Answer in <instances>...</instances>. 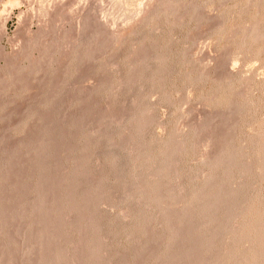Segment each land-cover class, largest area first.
I'll return each instance as SVG.
<instances>
[{
	"label": "rangeland",
	"instance_id": "obj_1",
	"mask_svg": "<svg viewBox=\"0 0 264 264\" xmlns=\"http://www.w3.org/2000/svg\"><path fill=\"white\" fill-rule=\"evenodd\" d=\"M19 1L0 0V264H39V258L66 248L70 261L72 249L82 244L99 247L98 264H164L166 249L173 246L171 229L157 205L141 199V191L158 179L169 186L177 215L186 211L189 218L191 235L187 232L188 242L174 244L170 250L175 255L196 242V256L191 253L186 260L195 257L191 264H227L237 248L241 255L257 251L258 238L237 246L232 231L238 232L257 196L263 201L255 210L264 206V0ZM247 28L263 35L261 40L245 36ZM140 122L144 129L131 138ZM174 138H185L181 154L170 163L156 160L161 151L177 150ZM226 146L235 166L210 167ZM80 158L91 177L81 174L75 181L72 203L79 212L67 214V225L52 220L64 205V189L51 192L55 205H46V212L32 210L50 195L51 188L42 184L51 187L56 172L68 176ZM42 171H51L44 181ZM226 173L233 174L230 181ZM88 187L97 189L83 208ZM234 192L237 196L230 197ZM198 193L202 202L185 207ZM218 193L228 197L216 203ZM50 205L52 224L47 221ZM229 205L237 206L236 219L224 225ZM18 210L25 211L19 218ZM40 212L47 213L46 221ZM84 214L96 228L86 239L78 232L85 226ZM140 215L150 216L151 223L144 225L142 219V225ZM256 216L249 215L250 224ZM53 227L64 235L41 249L39 232L47 228L51 235ZM141 245L149 250L159 246V257L150 258L153 249ZM237 259L228 264H239Z\"/></svg>",
	"mask_w": 264,
	"mask_h": 264
},
{
	"label": "bare ground",
	"instance_id": "obj_2",
	"mask_svg": "<svg viewBox=\"0 0 264 264\" xmlns=\"http://www.w3.org/2000/svg\"><path fill=\"white\" fill-rule=\"evenodd\" d=\"M10 1H12V0H10ZM14 1V0H13ZM17 0H15V2H16ZM19 1V0H18ZM77 1V0H76ZM119 1V0H118ZM127 1V0H126ZM129 1V0H128ZM259 1H261V0H259ZM14 2V3H15ZM20 2V1H19ZM121 1H119V3H120ZM124 2V1H123ZM135 2V1H134ZM137 2V1H136ZM248 2V1H247ZM262 2V1H261ZM261 2H258V3H261ZM8 3H9V1H8ZM10 3H13V2H10ZM14 3H13V5H14ZM126 3V2H125ZM251 3V2H250ZM16 5L17 4H19L18 2L17 3H15ZM238 4V3H237ZM261 4H263V2L261 3ZM12 5V6H13ZM123 5V4H122ZM130 4H128V6H129ZM131 5H133V4H131ZM248 5H249V2H248ZM125 6V5H124ZM240 6V5H239ZM238 6V7H239ZM241 6H243V5H241ZM250 6V5H249ZM258 6V5H257ZM127 7V6H126ZM125 7V8H126ZM135 8V7H134ZM249 8V7H248ZM247 8V9H248ZM136 9V8H135ZM262 9V8H261ZM141 10V9H140ZM254 11V10H253ZM45 12V11H44ZM141 12V11H140ZM129 13V12H128ZM223 13H225L224 11H223ZM239 13V12H238ZM258 13V12H257ZM132 14V13H131ZM126 15V14H125ZM130 15V14H129ZM135 15H137L136 13H135ZM139 15V14H138ZM237 16H238V14H237ZM263 16V15H262ZM133 17V16H132ZM223 20V19H222ZM221 20V21H222ZM256 20V19H255ZM130 21V20H129ZM219 26V25H218ZM251 26V25H250ZM254 26L256 27V25H255V23H254ZM254 26H253V28H254ZM260 26V25H259ZM244 28H245V26H243ZM257 27H258V25H257ZM254 28V29H257V30H260V29H258V28ZM252 28V29H253ZM222 29V28H221ZM221 29H219V30H221ZM238 29H239V27H238ZM248 29V28H247ZM249 30L250 32H247V34L245 35V36H247V37H253V38H255V40L257 39H260L261 40V38H260V36L261 35H258L259 34V32H257V30L255 31V30ZM245 30V29H244ZM222 31V30H221ZM232 31V30H231ZM220 33V32H219ZM238 33V32H237ZM241 33V32H240ZM227 34V33H226ZM243 34V33H242ZM117 36V35H116ZM225 36V35H224ZM231 36V35H230ZM227 37V36H226ZM261 37H263V35L261 36ZM38 38V37H37ZM228 38V37H227ZM250 39V38H249ZM252 39V38H251ZM264 39V38H263ZM254 40V39H253ZM37 42V41H36ZM116 42V41H115ZM30 43V42H29ZM34 43V42H33ZM56 43V42H55ZM258 43V42H257ZM40 44V43H39ZM52 44V43H51ZM57 44V43H56ZM59 44V43H58ZM62 44V43H61ZM38 45V44H37ZM60 45V44H59ZM51 46V45H50ZM52 46H54L53 44H52ZM51 46V47H52ZM92 47V46H91ZM50 49V48H49ZM55 49V48H54ZM56 49H58V48H56ZM52 50V49H51ZM33 51V50H32ZM24 52V51H23ZM47 52V51H46ZM20 53V52H19ZM26 53V52H25ZM88 53V52H87ZM30 54V53H29ZM47 55V54H46ZM78 55V54H77ZM69 56V55H68ZM80 56V55H79ZM79 60V59H78ZM223 60V59H222ZM160 62V61H159ZM163 62V60H161V63ZM228 64V63H227ZM223 66V65H222ZM221 66V67H222ZM228 68V67H227ZM228 73V72H227ZM231 73V72H230ZM205 76V75H204ZM206 77V76H205ZM227 77V76H226ZM206 78H208V77H206ZM222 79V78H221ZM231 79V78H230ZM227 80V79H226ZM228 81V80H227ZM4 83V82H3ZM221 83V82H220ZM231 83V82H230ZM215 98V97H214ZM211 102H213V101H211ZM108 113V112H107ZM105 115V114H104ZM108 115V114H107ZM106 115V116H107ZM105 116V117H106ZM109 116V115H108ZM135 116V115H134ZM141 117L143 116V114H141L140 115ZM139 117V116H138ZM138 117H136V120L138 119ZM210 117V116H209ZM214 117V116H213ZM216 118V117H215ZM221 118V117H220ZM133 119H135L134 117H133ZM218 119V118H217ZM139 120V119H138ZM215 120V119H214ZM213 120V121H214ZM115 121V120H114ZM113 121V122H114ZM208 121V120H207ZM211 121V120H210ZM82 122V121H81ZM116 122V121H115ZM142 122V121H141ZM140 122V123H141ZM220 122V121H219ZM79 123V122H78ZM204 123V122H203ZM213 123V122H212ZM217 123V122H216ZM215 123V124H216ZM223 123V122H222ZM221 123V124H222ZM99 124H101V122L99 123ZM142 124V123H141ZM140 124V127L137 129V131L134 133V132H132V133H134L132 136H131V138H133V137H137L140 133H141V131H142V129H144V124H142L141 125ZM205 124V123H204ZM203 124V125H204ZM210 124V123H209ZM200 125V124H199ZM214 125V124H213ZM212 125V126H213ZM206 127V126H205ZM208 127V126H207ZM202 128H204V127H202ZM211 128V127H210ZM220 128V127H219ZM203 130V129H202ZM204 130H205V128H204ZM216 130H217V128H216ZM197 131V130H196ZM219 131V130H218ZM94 133V132H93ZM194 133V132H193ZM201 133V132H200ZM95 134V133H94ZM195 134H196V132H195ZM214 134V133H213ZM198 135V134H197ZM219 135V134H218ZM91 136V135H90ZM89 136V137H90ZM129 136V135H128ZM192 136V135H191ZM196 136V135H195ZM194 136V137H195ZM209 136V135H208ZM207 136V137H208ZM125 137H127V136H125ZM124 137V138H125ZM130 137V136H129ZM191 139V138H190ZM198 139V138H197ZM203 139V138H202ZM205 139V138H204ZM209 139V138H208ZM213 139V138H212ZM221 139V138H220ZM85 140V139H84ZM125 140V139H124ZM184 140H185V138H184ZM184 140H176L175 138L173 139V142L177 145V150L176 151H173V152H168L167 154L166 153H164V151H161V152H159L158 154H156L157 156H156V160H158V159H160V161H162V162H164V163H170L171 161H172V159H173V157L176 155V154H181V152H182V148H183V143H184ZM186 140H187V138H186ZM189 140V139H188ZM223 140H224V138H223ZM177 141V142H176ZM193 141V140H192ZM210 141V140H209ZM212 141V140H211ZM217 141V140H216ZM199 142V141H198ZM217 142H219V141H217ZM39 143V142H38ZM37 143V144H38ZM169 143H171V142H169ZM168 143V141H167V143H165L164 145H168L169 144ZM206 144V143H205ZM221 144H222V142H221ZM41 145H43L44 146V144H41ZM214 145V144H213ZM216 145V144H215ZM221 147H222V145H220ZM38 147H40V145L38 146ZM38 147H36L35 149H37ZM71 147V146H70ZM68 148V149H71V148ZM220 147V148H221ZM224 147V146H223ZM44 148V147H43ZM209 148H210V146H209ZM212 148H213V146H212ZM218 148V147H217ZM41 149V148H40ZM43 150V149H42ZM78 151V150H77ZM82 151H83V149H82ZM230 149H229V147L228 146H226V148L225 149H223V150H221V152H220V154L218 155L219 157H217L216 159H214L213 161H209V162H211L210 163V167L212 166V167H221V166H227V165H232V166H235V162H236V160L234 159V155H232V154H230ZM215 152H217V149H216V151ZM75 153V152H74ZM80 153H82V152H80ZM83 153H85V152H83ZM219 153V152H218ZM79 155V154H78ZM81 155V154H80ZM83 155V154H82ZM208 155V154H207ZM22 156V155H21ZM63 156V155H62ZM62 156H60V157H62ZM65 156V155H64ZM154 156H155V154H154ZM12 157V156H11ZM16 157V156H15ZM54 158L56 157V156H53ZM58 157H59V155H58ZM67 157V156H66ZM216 156H214V158H215ZM19 159H20V157H18ZM42 158V157H41ZM40 158V159H41ZM78 158V157H77ZM23 159H24V157H23ZM43 159V158H42ZM56 159L58 160V158L56 157ZM60 159V158H59ZM153 159V158H152ZM10 160V159H9ZM46 160V159H45ZM55 160V159H54ZM62 160H64V159H62ZM210 160H212L211 158H210ZM13 160H11V162H12ZM18 161V160H17ZM39 161V160H38ZM56 161V160H55ZM58 161H60V160H58ZM66 161V160H65ZM154 161V160H153ZM20 162H22V161H20ZM19 162V163H20ZM24 162V161H23ZM48 162V161H47ZM51 162V161H50ZM76 162V161H75ZM208 162V161H207ZM13 163V162H12ZM41 163V162H40ZM44 163H46V161L44 162ZM63 163V162H62ZM15 164H18V163H15ZM43 164V163H42ZM83 164H84V159H82V158H80V161H77L76 162V164H75V167H74V170L73 171H71V173L68 175V176H66V174H67V172H66V174H65V172H61L60 171V173L59 172H56L57 170H55V175H56V178H55V180H52V181H54L52 184H49V186L51 185V187H48V184H42V186H45V185H47V190L49 191V188H51L50 190L51 191H47V194L49 193L50 195H48L49 196V198L50 197H52V193L51 192H55V193H57V192H60L61 193V191L64 189V191L66 192L65 194V202H63V206L62 205H60L61 207L60 208H58L59 209V211H58V209L56 208V212H55V210L53 211V212H55L56 213V216L54 217V216H52V217H54V218H52V220L53 221H56L55 223H59L60 225L61 224H63L64 223V220L66 219V217H67V214L69 215V213L71 212H79V210L81 209L79 206H75V205H73V200L75 199L74 197H75V195H77L76 194V190L78 189V187H76L75 188V186L77 185H75V181L76 180H78V178L77 177H79V175L81 176V174L84 176V175H86V177H91L90 175V172H88V174H87V172H83V170H82V167H83ZM37 165H39V164H37ZM66 165V164H65ZM41 166V165H40ZM13 167V166H12ZM20 167V166H19ZM60 167V166H59ZM64 167V166H63ZM62 168V167H61ZM69 168V167H68ZM19 170V169H18ZM25 170V169H24ZM54 170V169H53ZM52 170V171H53ZM62 170V169H61ZM65 170V169H64ZM10 171V170H9ZM21 171V170H20ZM23 171V170H22ZM37 171V170H36ZM48 171V170H47ZM47 171H46V173H47ZM67 171V170H66ZM26 172V171H25ZM13 173V172H12ZM11 173V174H12ZM44 172L42 171V176L44 175L45 177L48 175V174H50L51 173V171H50V173L48 172L47 173V175H45V174H43ZM161 171H159V172H157L156 174V177H159L160 175H161ZM21 174V173H20ZM53 174V173H52ZM51 174V175H52ZM224 174V173H223ZM246 174V173H245ZM248 174V173H247ZM13 175V174H12ZM39 175H41V173L39 174ZM38 175V176H39ZM235 175V174H234ZM262 176H264V173H262L261 174ZM44 176H43V181H44ZM236 176V175H235ZM241 176V175H240ZM245 176V175H244ZM7 177V176H6ZM24 177V176H23ZM49 177V176H48ZM231 177H233V174L232 173H226L225 174V181L227 180V181H230V178ZM47 178V177H46ZM51 178V177H50ZM54 178V177H53ZM48 179V178H47ZM40 180H42V178H40ZM50 180V179H49ZM12 181V180H11ZM18 181V180H17ZM23 181H24V179H23ZM43 181H41V182H43ZM45 181H46V179H45ZM48 181V180H47ZM17 183V182H16ZM46 183H48V182H46ZM227 183V182H226ZM18 184V183H17ZM21 184V183H20ZM19 186V185H18ZM20 186H23V185H20ZM42 186H41V189H42ZM14 187V186H13ZM24 187V186H23ZM17 188H20V187H17ZM38 188H40V186L38 187ZM88 188H90V191H86L85 190V192H83V203H84V205H83V208H84V206H86V204H87V202L88 201H90L89 200V198L91 197V195H93V193L96 191V189L97 188H95V187H92V189H91V187H88ZM148 187H146V189H147ZM41 189H40V191H41ZM44 189H46V188H44ZM142 190L141 191V199H142V201L145 203V204H155V205H157L156 207L157 208H159L158 210H160V212L162 213V215H163V218H164V221H165V224L168 226V227H170L169 229H171V237H170V239H169V244L170 245H173L174 246V244H176V243H183L184 241L183 240H186V238L188 239V231H189V228H187V226H188V217L186 216V211H184V208L185 207H187L188 206V204H191V206H192V202H194V204H198V203H201L202 202V193H198V195H194V200H192L191 201V203H190V201H188V203H186V205H185V207L184 208H182L183 209V211H184V214L185 215H183V216H180V215H177L178 214V212H177V204H176V201L174 200V199H172L168 194L170 193V188H169V186H165L163 183H161L160 181H159V179L157 180V181H154L151 185H149V188H148V190ZM17 190V189H16ZM20 190V189H19ZM24 190V189H23ZM14 191H15V189H14ZM18 191V190H17ZM38 190H36L35 192H37ZM94 191V192H93ZM238 191V190H237ZM45 192V191H44ZM78 192V191H77ZM32 193H33V191H32ZM42 193V192H41ZM41 193H39L38 192V196H40V194ZM35 194H37V193H35ZM54 194V193H53ZM59 194V193H58ZM202 194V195H201ZM225 194V193H224ZM224 194H222V193H218L215 197H214V201L216 202V203H220V201H222V200H225L227 197H228V195L226 196V195H224ZM236 194H238V192L236 193V192H234V194H232L230 197H235V195ZM44 195V194H43ZM43 195H41V197H43ZM55 195V194H54ZM64 195V194H63ZM62 195V196H63ZM229 195H230V193H229ZM48 196L45 194L44 195V197L38 202V203H36V205H34V209L31 207V209L32 210H34V211H41L42 210V212H46V211H43V209H45V207H46V205L48 206V204H51L52 206H54L55 204L53 203H51L52 201H51V199L52 198H50V200H49V198H48ZM163 196H166L167 198H171V199H169L167 202H165L164 200H163ZM237 196V195H236ZM263 196V195H262ZM31 198V197H30ZM37 198V197H36ZM260 197H256L255 199H254V201L253 202H251L250 203V205H248V207H247V209L244 211V213H243V216H242V225L240 226V228L238 229V232H234V231H232V233H233V236H234V240H235V245H237L238 246V244H241L242 243V241L244 240H249V239H251V238H254V237H256V239L258 240V243L257 242H254L255 240H252L254 243H257L258 245H259V248L257 249V251L255 250L252 254H247V255H241V253L238 251V248L237 249H235V251L233 252L232 251V253L229 255V256H227L228 258L226 259L227 261H228V263L232 260H235L236 258H239V259H241V260H239V259H237V260H239L240 261V263L239 264H264V206H263V208L262 209H257V210H255V208H254V205H256L257 204V202H259V199ZM231 199V198H230ZM262 199V198H261ZM191 200V199H190ZM27 201V200H26ZM36 201H37V199H36ZM47 201L49 202V203H47ZM51 201V202H50ZM261 201H263V200H261ZM260 201V202H261ZM61 202V201H60ZM59 202V203H60ZM185 202V201H184ZM260 202H259V204H260ZM24 203V202H23ZM32 203V202H31ZM47 203V204H46ZM71 204V205H70ZM264 204V203H263ZM50 205V206H51ZM59 205H57L58 207H59ZM76 205H78V204H76ZM82 205V204H81ZM89 202H88V206L87 207H89ZM150 205V206H151ZM199 205V204H198ZM198 205H196V206H198ZM258 205V204H257ZM256 205V206H257ZM262 204H260V205H258V207L260 206V207H262L261 206ZM49 206V208H46V209H49V212H48V218L51 216L50 214H53V213H50V211L51 210H53L52 208V206L50 207ZM57 206H55V207H57ZM195 206V205H194ZM98 207H99V205L97 204V205H95V207L93 208V213L94 212H96L97 210H98ZM143 207H146V205L145 206H143ZM152 207V206H151ZM155 207V208H156ZM190 207V206H189ZM193 207V206H192ZM259 207V208H260ZM30 208V207H29ZM86 208V207H85ZM180 208V207H179ZM257 208V207H256ZM24 209H25V207H24ZM88 209V208H87ZM188 209V208H187ZM196 209V208H195ZM7 210H9V209H7ZM11 210V209H10ZM27 210H29V209H26L25 211L26 212H28ZM65 210V211H64ZM85 210V209H84ZM145 210H147V209H145ZM235 210H237V206L236 205H229V207H228V211H227V216H225V219H224V222H225V224L224 225H228V224H231L235 219H236V214H237V211H235ZM4 211H6V210H4ZM19 211V210H18ZM25 211L24 210H21V211H19V212H17V214H16V216L18 215V213H19V215H23L24 213H25ZM33 211V212H34ZM83 211V210H82ZM81 211V212H82ZM87 211V210H86ZM188 211V210H187ZM6 212H8V211H6ZM5 212V213H6ZM11 212H12V210H11ZM31 212V211H30ZM36 212V213H37ZM42 212H40V215H41V213ZM144 212H146V211H144ZM142 213V215L143 214H145V213ZM159 212V211H158ZM13 213V212H12ZM12 213H10V215L12 214ZM160 213V214H161ZM252 213H254V215L256 214V215H258V217L256 218L257 220L254 222L253 221V223H252V221H251V223L252 224H250L249 223V221H248V219H250V217H249V215H251ZM4 214V213H3ZM8 214H9V212H8ZM8 214H4V215H8ZM35 214V213H34ZM38 214H39V212H38ZM37 214V215H38ZM43 214V213H42ZM203 214V213H202ZM2 215V214H1ZM0 215V216H1ZM39 215V216H40ZM44 215H47V213H45ZM43 215V216H44ZM85 215V214H84ZM142 215H140V217H139V221L140 220H144V222H143V220L141 221V223L143 222V223H145L144 225H146V223H149L150 221L148 220V217H150V216H148L147 215V217H145V218H147V219H145ZM157 215V214H156ZM182 215V214H181ZM3 216V215H2ZM1 216V217H2ZM42 216V215H41ZM40 216V217H41ZM43 216H42V219H43ZM86 216V215H85ZM1 217H0V220H1ZM5 217V216H4ZM7 217V216H6ZM5 217V218H6ZM18 218H19V216H17ZM21 217V216H20ZM24 217V216H23ZM36 217V216H35ZM40 217H37L38 219L40 218ZM45 218V217H44ZM48 218H47V221L48 222H50L51 224L52 223H54V222H51V217L49 218V220H48ZM151 218H153V217H151ZM150 218V220L152 221L153 219H151ZM41 219V218H40ZM41 219V220H42ZM255 219V218H254ZM32 220V219H31ZM44 221H46V219H43ZM40 220H38V223H43V226H44V222H42V221H40ZM84 221H85V226H83L82 224V226H80L79 227V230H78V232H79V234H81V236L83 237V238H87V236H88V234H91V233H89V231H92L93 229V231H95V226H94V221L92 220V218L91 217H89L88 216V218H87V216H86V219H84ZM30 222V221H29ZM68 222V221H67ZM82 222H83V219H82ZM35 223V222H34ZM33 223V224H34ZM36 223H37V219H36ZM50 223H48L49 225H50ZM143 223H142V225H143ZM151 223V222H150ZM33 224H31V225H33ZM65 225H67L66 223H64ZM241 224V223H240ZM40 225V224H39ZM42 225V224H41ZM45 225H46V222H45ZM156 225V224H155ZM35 226V225H34ZM42 226V229H44V227ZM48 226V225H47ZM57 226V225H56ZM148 226V225H147ZM147 226H145L144 228H146ZM46 227V226H45ZM61 227V226H60ZM140 227H142V226H140ZM36 228V227H35ZM48 228V227H47ZM46 228V229H47ZM54 228V227H53ZM58 228L59 227H57V230H58ZM150 228V227H149ZM45 229V230H46ZM55 229V228H54ZM54 229H51V231L53 230L54 231ZM69 229V228H68ZM148 229V228H147ZM222 229V227L220 226L219 227V230H221ZM39 230H41V228L39 229ZM38 230V231H39ZM45 230H42V232H39V233H42V235H40L41 236V238H40V241H38V245L41 247V249H46L47 247H51V245H52V242L54 241V239L56 240L57 238L59 239V238H61L62 237V235H64L63 234V231H62V228L61 229H59L58 231L56 230V232H52V234L50 235V233H48L47 231H48V229H47V231H45ZM188 230V231H187ZM50 231V232H51ZM65 232V231H64ZM146 232H147V230H146ZM152 232V231H151ZM188 232V233H187ZM145 233V232H144ZM143 233V234H144ZM198 233V232H197ZM65 234H66V232H65ZM147 234V233H146ZM148 234H149V232H148ZM148 234H147V236H148ZM152 234V233H151ZM190 234V233H189ZM193 234H195L194 232H193ZM199 234V233H198ZM198 234H196V235H198ZM154 235V234H153ZM157 235V234H156ZM191 235V234H190ZM189 235V236H190ZM38 236V235H37ZM152 236V235H151ZM199 236H200V234L198 235V238H199ZM191 237V236H190ZM193 237V236H192ZM194 237H196V236H194ZM190 238V239H195V238ZM197 238V237H196ZM41 239H43L42 241H41ZM156 239V238H155ZM165 239V238H164ZM255 239V238H254ZM143 240V239H142ZM148 240H149V238H148ZM196 240V239H195ZM198 240V239H197ZM58 241L59 240H57V241H55V242H57L58 243ZM79 241H80V238H79ZM85 241V240H84ZM154 241V240H153ZM152 241V242H153ZM165 241V240H164ZM181 241H183V242H181ZM187 241V240H186ZM185 241V242H186ZM194 240H192V242H193ZM243 241V242H244ZM149 242V241H148ZM151 242V241H150ZM166 242V241H165ZM188 242V241H187ZM251 242V241H250ZM35 243V244H36ZM62 243V242H61ZM82 243H84V242H82ZM86 243V242H85ZM139 243V242H138ZM155 243H156V241H155ZM157 243H158V241H157ZM156 243V244H157ZM195 243V242H194ZM248 243H249V241H248ZM253 243V244H254ZM36 244V245H37ZM56 244V243H55ZM59 244V243H58ZM167 244V243H166ZM192 245H193V243H191ZM196 244L198 245V244H200V243H198V242H196ZM193 245V246H196L197 247V245ZM250 244V243H249ZM252 244V243H251ZM61 245V244H60ZM83 245V246H82ZM81 246V248H79L78 246H77V248L75 247V248H73L72 250H73V255L72 256H74L75 258H73V257H71L72 258V260H74V261H72L71 260V258H70V261H68L67 260V258L66 257H68V256H65V254L66 253H68V251H67V248L66 249H59V250H57V252L55 251V252H53V254H51V255H49V256H51L49 259H48V256H47V258L44 256V258L43 257H41L42 255H45L44 254V250L42 251V250H40V252L42 251V255L40 256L41 258H39V260H38V263L39 264H84L85 262H87V261H90L91 262V264H98V263H100L101 261V257H100V255H99V247L98 246H94V247H89V248H87L86 247V245L85 244H82ZM85 245V246H84ZM145 245H146V243H145ZM149 245V244H148ZM161 245V244H160ZM186 245H187V243H186ZM71 246V245H70ZM156 246H158V245H156ZM155 246V247H156ZM165 246V245H164ZM169 246V245H168ZM173 246L171 247V248H173ZM189 246V245H188ZM193 246H189V248H191V249H187V246H186V248H184V246H183V250L181 249V252H179L177 255H175L176 253H174V252H172L169 248V250L168 249H166L167 250V252H166V254H165V256H166V258H164L163 259V262H164V260H165V262H164V264H191L192 263V261H195V260H192L193 258H195V257H191L192 259V261L190 260L189 262H187L188 260H187V258H189V255L192 253V254H195L194 252H195V250H196V248L195 247H193ZM200 246V245H199ZM72 247V246H71ZM142 247V245L140 246V248ZM151 247V246H150ZM159 247V246H158ZM158 247H156L155 249L158 251V249H160V248H158ZM193 247V248H192ZM243 247V246H242ZM252 247H254V248H257V246L255 247V245L254 246H252ZM36 248V247H35ZM56 248H57V246H56ZM59 248V247H58ZM57 248V249H58ZM61 248H64V247H61ZM144 248H145V246H144ZM143 247H142V249H144ZM199 248V247H198ZM48 249V248H47ZM141 249V250H142ZM149 250V248H146V249H144V250ZM151 249H153L151 252H149V253H151V255L148 253V255L150 256V258L151 257H153V258H157V257H159V255L157 256V251L154 249V247L152 246V248ZM150 249V250H151ZM192 249H194V250H192ZM240 249V248H239ZM35 250V249H34ZM38 250V249H37ZM36 250V251H37ZM140 250V249H139ZM141 250H140V252H141ZM143 250V251H144ZM149 250V251H150ZM155 250V251H154ZM192 250V251H191ZM254 250V249H253ZM54 251V250H53ZM67 251V252H66ZM142 251V252H143ZM197 251V250H196ZM46 252V251H45ZM198 252L200 253V251H199V249H198ZM231 252V251H230ZM145 253V252H144ZM165 253V252H164ZM245 253V252H244ZM247 253V252H246ZM37 254V253H36ZM147 254V253H146ZM47 255V254H46ZM67 255V254H66ZM138 255V257H136V258H139V256H140V253L139 254H137ZM136 255V256H137ZM147 255V256H148ZM198 255V254H197ZM164 256V257H165ZM193 256V255H192ZM194 256H196V254L194 255ZM38 257V256H37ZM143 257V256H142ZM140 258H141V256H140ZM160 259H161V257H160ZM159 259V260H160ZM153 260V259H152ZM162 260V259H161ZM187 260V261H186ZM72 261V262H71ZM226 261V262H227ZM33 262V261H32ZM35 262H37V261H35ZM134 262H135V260H134ZM162 262V261H161ZM198 262H200L199 260H198ZM193 263V264H201V263ZM132 263V262H131ZM147 263V262H146ZM227 263V264H228ZM235 263V262H234ZM142 264V263H141ZM145 264V263H144ZM226 264V263H225ZM233 264V263H232ZM236 264H237V261H236Z\"/></svg>",
	"mask_w": 264,
	"mask_h": 264
}]
</instances>
